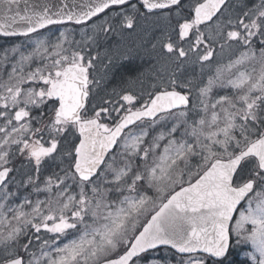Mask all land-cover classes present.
I'll list each match as a JSON object with an SVG mask.
<instances>
[{
    "label": "snow or ice",
    "instance_id": "1",
    "mask_svg": "<svg viewBox=\"0 0 264 264\" xmlns=\"http://www.w3.org/2000/svg\"><path fill=\"white\" fill-rule=\"evenodd\" d=\"M0 37V264H264V0H0Z\"/></svg>",
    "mask_w": 264,
    "mask_h": 264
},
{
    "label": "flooded vegetation",
    "instance_id": "2",
    "mask_svg": "<svg viewBox=\"0 0 264 264\" xmlns=\"http://www.w3.org/2000/svg\"><path fill=\"white\" fill-rule=\"evenodd\" d=\"M158 33H154L152 36L146 35L145 30L137 29V31L132 32V33H125L124 38H123V43H133L134 48H133V57L129 60L126 61L125 63L132 65L131 69L134 67L133 72L130 69L127 70V67H123L119 72L116 74V78L111 80L108 87L111 88L112 86L115 85H123V81L128 77V76H136L137 72L144 71L146 68H148L152 61L145 57L144 59H141V56L143 55V48L151 47V43L154 42L153 36ZM5 39L7 38H2L0 37V44H2ZM19 42V40L17 41ZM159 51V48L157 49ZM128 87H132L133 90H138L139 85L137 84L136 86L132 85H127Z\"/></svg>",
    "mask_w": 264,
    "mask_h": 264
},
{
    "label": "water",
    "instance_id": "3",
    "mask_svg": "<svg viewBox=\"0 0 264 264\" xmlns=\"http://www.w3.org/2000/svg\"><path fill=\"white\" fill-rule=\"evenodd\" d=\"M39 2V0H37ZM65 3L69 6V8H75L76 11L80 10V6L83 4L91 3V0H49L51 4H60ZM23 7V5H21Z\"/></svg>",
    "mask_w": 264,
    "mask_h": 264
},
{
    "label": "rangeland",
    "instance_id": "4",
    "mask_svg": "<svg viewBox=\"0 0 264 264\" xmlns=\"http://www.w3.org/2000/svg\"><path fill=\"white\" fill-rule=\"evenodd\" d=\"M52 30H53V29H52ZM56 30H57V29H56ZM133 47H134V46H131L130 48L133 49ZM130 55H131V54H130ZM124 66L127 67V70L130 71V69H131V65H129V64H127V63L124 62ZM131 70H132L131 72H133L134 68L131 69Z\"/></svg>",
    "mask_w": 264,
    "mask_h": 264
}]
</instances>
